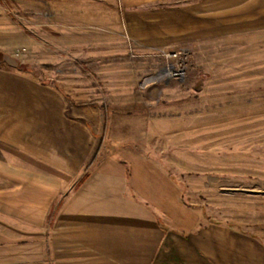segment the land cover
I'll return each mask as SVG.
<instances>
[{"label": "rangeland", "instance_id": "1", "mask_svg": "<svg viewBox=\"0 0 264 264\" xmlns=\"http://www.w3.org/2000/svg\"><path fill=\"white\" fill-rule=\"evenodd\" d=\"M179 49L185 75L166 78L163 53ZM0 70L62 94L94 130L89 168L128 149L148 157L203 221L264 242V31L139 49L119 0H0Z\"/></svg>", "mask_w": 264, "mask_h": 264}, {"label": "crops", "instance_id": "2", "mask_svg": "<svg viewBox=\"0 0 264 264\" xmlns=\"http://www.w3.org/2000/svg\"><path fill=\"white\" fill-rule=\"evenodd\" d=\"M119 3L139 49L264 31V0ZM21 80L0 70V264H264L262 240L203 221L150 158L127 148L89 168L94 130Z\"/></svg>", "mask_w": 264, "mask_h": 264}, {"label": "built area", "instance_id": "3", "mask_svg": "<svg viewBox=\"0 0 264 264\" xmlns=\"http://www.w3.org/2000/svg\"><path fill=\"white\" fill-rule=\"evenodd\" d=\"M166 59L167 66L163 70L166 78H183L185 75L188 53L185 50L163 53Z\"/></svg>", "mask_w": 264, "mask_h": 264}]
</instances>
